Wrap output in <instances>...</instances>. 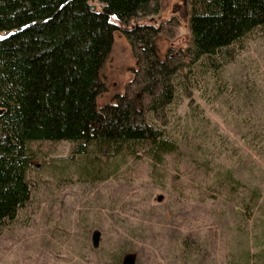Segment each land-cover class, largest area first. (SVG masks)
I'll return each mask as SVG.
<instances>
[{"label":"rangeland","instance_id":"374dc122","mask_svg":"<svg viewBox=\"0 0 264 264\" xmlns=\"http://www.w3.org/2000/svg\"><path fill=\"white\" fill-rule=\"evenodd\" d=\"M188 16L189 0H161L158 13L126 23L112 16L117 29L101 69L106 89L97 105L112 101L132 77L135 59L123 28L175 17V33L157 41L163 55L189 44ZM232 50L216 70L195 71L184 82L175 78L164 127L183 148L258 188V207L250 216L232 201L192 194L187 175L177 183L170 179L173 165L154 174L149 161H138L115 177L107 174L110 167L97 168L92 148L72 153L67 140L33 142L30 197L0 223V264H120L130 252L135 264H245L247 245L264 250V26Z\"/></svg>","mask_w":264,"mask_h":264},{"label":"trees","instance_id":"16d2710c","mask_svg":"<svg viewBox=\"0 0 264 264\" xmlns=\"http://www.w3.org/2000/svg\"><path fill=\"white\" fill-rule=\"evenodd\" d=\"M99 1L100 9L91 0H0V223L30 197L28 145L62 140L72 142V153L94 149L97 168L110 167L115 177L138 161H149L154 174L173 165L170 179L187 175L192 194L232 201L250 216L258 188L183 148L164 126L175 78L188 81L229 61L233 45L264 26V0H189L190 42L163 55L157 41L175 33V17L123 28L135 59L132 77L101 106V69L117 29L111 17L126 23L156 14L161 0ZM263 251L247 245L245 264H264Z\"/></svg>","mask_w":264,"mask_h":264},{"label":"water","instance_id":"95a60500","mask_svg":"<svg viewBox=\"0 0 264 264\" xmlns=\"http://www.w3.org/2000/svg\"><path fill=\"white\" fill-rule=\"evenodd\" d=\"M99 237H100L99 232L95 231L92 236V240L95 245L98 244ZM120 264H135V254L131 252L124 254Z\"/></svg>","mask_w":264,"mask_h":264}]
</instances>
